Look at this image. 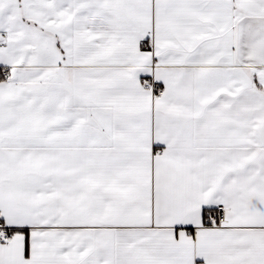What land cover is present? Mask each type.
<instances>
[{"label": "snow or ice", "instance_id": "1", "mask_svg": "<svg viewBox=\"0 0 264 264\" xmlns=\"http://www.w3.org/2000/svg\"><path fill=\"white\" fill-rule=\"evenodd\" d=\"M0 264H264V0H0Z\"/></svg>", "mask_w": 264, "mask_h": 264}]
</instances>
